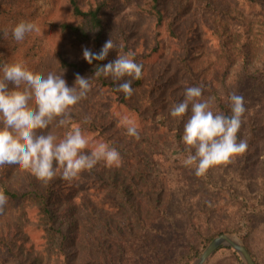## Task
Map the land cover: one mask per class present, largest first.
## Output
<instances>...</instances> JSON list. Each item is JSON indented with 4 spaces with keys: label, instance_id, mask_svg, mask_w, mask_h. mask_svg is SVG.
I'll use <instances>...</instances> for the list:
<instances>
[{
    "label": "rangeland",
    "instance_id": "obj_1",
    "mask_svg": "<svg viewBox=\"0 0 264 264\" xmlns=\"http://www.w3.org/2000/svg\"><path fill=\"white\" fill-rule=\"evenodd\" d=\"M40 1L42 7L46 8L45 1ZM189 1L191 8L187 16H192L191 20L201 19L208 26V33H205L203 28L200 27V22L192 21L195 24V28L190 31V36H193L189 43L192 52L188 54V57H185V64H189L196 70L193 78L186 74L183 75L180 69L175 68V60H170L172 52L169 48L170 42L167 39H164L165 44L162 53L161 51L151 53V50L155 47L157 29L153 27L150 20L139 12L138 4L141 3V0L110 1L111 5L104 11L101 37L94 45L91 42H78L74 38H60L57 33L45 27V41L40 44V48L36 51L30 50L26 54L22 52L20 56L15 58L14 62L24 61L30 70L44 76H47L49 72L57 75L63 73L62 78L66 80L69 87H72L75 84V78L78 73L70 75L64 70L56 68L55 63L59 54L69 62H76L82 68L79 73L80 76L92 78L88 72L95 68L97 60H93L89 64L83 58V51L87 48L92 53L98 54L106 41L111 38L117 48L116 50H111L104 59L105 65L114 61L117 55L135 54V56L145 59L144 63L151 68V74H155L158 77V82L155 81L149 86L164 89L160 95L164 94L165 104L166 106L169 105L166 112L167 121L172 117L170 115L172 106L182 102L184 99L186 88H184L185 85L182 80H187L189 87L203 86L204 98L212 97V90L220 93L225 91V88L230 95L235 90L244 92V100H247L245 101L246 112L242 118V136L238 141L240 139L245 140L248 144V149L244 154L234 157L231 163L212 167L215 180L220 181L217 185L218 189L210 186L205 187L194 175L189 174L188 166H184L179 159H175L178 154L183 152L177 149L170 135L154 136L145 134L140 136L139 142L150 145V149L146 151L147 148L139 145L132 152L134 154L136 152L140 158L139 163L131 169L123 165L119 170V174L112 172L108 174V176L120 179L117 185L120 198L114 200H117L123 216L130 215V218L137 226L138 221L136 219L139 215L150 216L156 212L155 207L159 206V198L162 199V202L170 198L176 202L188 204L182 210L179 209L178 213L180 214L179 216L185 218L182 223L185 226L187 240L199 247L201 243L198 234L206 236L212 231L235 226L233 200L230 198L229 192L244 195L248 198H256L257 195L255 196V194L263 181L264 116L261 117L259 115L261 110L250 102L253 101V98L248 94L249 79L247 74L256 68H261L264 63V18L242 14L237 0L234 3L232 0H213L220 6L217 7L221 12L225 11L228 14H233L237 11L241 13V17L248 20L250 25L245 32V30L241 31L239 29L238 26L241 24L238 23L235 27L222 14L216 18L210 16L209 8L205 5L204 0ZM175 3L176 1L167 3L166 7L169 12ZM256 10L258 11V9ZM259 14L264 16V0ZM63 17L64 15L61 14V18ZM211 17L213 22L210 21ZM39 18L40 14L36 21ZM223 19L226 21L223 22ZM187 25V21H183L180 29L184 28L185 30ZM210 36H214L217 41H212L209 38ZM213 44L218 45V48H214ZM149 53H151L150 56L145 57ZM172 72L175 75H172ZM2 75L3 73H0V76ZM125 79H131L133 84L134 79L129 77ZM105 82L113 84L101 86L93 79L94 87L88 94L87 99L80 101L72 110V123L82 128L89 141L96 135L98 136L96 132L89 133L84 129L87 128L84 125V114L79 113L77 110L86 106L92 112L97 111L99 113L102 125L107 127V130H104L98 124L102 132L112 134L120 139L122 144L124 142H127L128 145L136 143L134 139L126 140V136L119 131V128L126 129L125 124L131 122L133 118L129 109L133 110L142 101L141 96L146 98L147 94L142 93L141 95L139 92L134 91L133 95L127 98L118 90V84L123 81H114L109 77L105 79ZM133 90L135 89L133 88ZM214 109L215 105L213 104V111ZM190 115L191 111L189 108L188 113L183 117L184 122L187 121ZM77 118H80V122L77 121ZM156 119L163 120V117L157 116ZM173 119L174 121L171 124L179 122V118L177 120ZM57 123L58 121H54L48 129L44 130L45 134L52 132L58 138H63L68 129L57 127ZM107 124H109V127L112 126V129H109ZM89 147H92V144ZM187 154L185 153V155ZM29 174H31L30 171L23 170L17 165H5L0 168L2 184L6 185L10 191L18 194L26 191L25 180ZM67 183L70 185L69 181ZM62 186L64 185L57 187L62 192L61 197L53 199L55 200L53 207L58 208L59 211L53 216L52 224L55 228H58L60 225L65 227L70 223L78 222L80 227L76 234L78 238H83L85 230L88 233L90 230L99 228L92 224L93 220L87 211L93 208V200L84 198L81 201H77L76 198H70L72 193L77 195L78 191L69 190L67 192V189H61ZM21 214L22 210L20 208L17 209L14 204L7 203L3 213H0V236L11 239L17 244L23 241L25 245L21 247L20 253H16L17 261H31L38 246L42 244L40 237L43 233L41 230L26 228L27 225L34 226L36 223L32 220L23 222L26 218L22 220ZM103 214L107 217L105 212ZM190 221L191 226L188 225ZM41 224H45L48 227L50 223L45 219ZM255 230V234L260 236L261 242L256 236L248 243V247L254 254H260L262 258L260 262L264 264V224L255 228ZM224 234H230L241 242L235 233ZM56 243L53 237L47 245L54 249ZM204 248L200 250V253ZM196 258L190 264H193ZM42 261L43 263L47 262L45 259ZM240 262L243 264L241 259ZM240 262L232 254L231 250L222 247L214 252L206 264H239ZM0 264H11L10 256L1 250Z\"/></svg>",
    "mask_w": 264,
    "mask_h": 264
},
{
    "label": "trees",
    "instance_id": "obj_2",
    "mask_svg": "<svg viewBox=\"0 0 264 264\" xmlns=\"http://www.w3.org/2000/svg\"><path fill=\"white\" fill-rule=\"evenodd\" d=\"M44 1L46 8L42 7L40 0H0V73H2V66L5 63H13L15 58L20 56L22 52L26 54L30 50L36 51L40 48V44L45 41V27L57 33L60 38L68 37L77 39L78 42L96 44L103 30L104 11L111 5L110 1L115 2L116 0ZM173 1H176V3L173 4L172 10L169 12L166 5ZM204 1L209 8L210 16L216 18L222 14L235 27L238 23L241 24L238 26L241 31L245 30L246 32L250 27L249 21L243 19L241 13H245L250 17L264 18L263 15L259 14L263 0H237L241 13L236 11L233 14H228L225 11L221 12L218 9L220 6L213 0ZM232 2L234 3L236 0H232ZM189 3V0H141L138 5L142 16L150 20L153 27L157 29L155 47L151 50V53L159 51L162 53L165 44L164 39H167L170 42L169 48L172 52L170 60H175L177 66L175 68L180 69L183 75L186 74L193 78L196 70L189 64H185V57H188V54L192 52V48L189 47L191 37H193L190 36V31L195 28L192 21L200 22V27L203 28L205 33H208V26L201 19L191 20L192 16H187L191 8ZM39 14L40 18L36 21ZM61 14L64 15L63 18H61ZM225 19H223V22L226 21ZM22 20L35 23L39 31L27 33L25 38L18 42L13 38L12 28ZM183 21H187L188 24L185 30L184 28L180 29ZM210 21L213 22L212 17ZM5 29L8 30L7 36L4 35ZM209 38L212 41H217L214 36ZM213 47L218 48V45L213 44ZM151 53L145 57H149ZM130 55L137 63L143 65L142 78L139 80L134 79L132 88L141 95L142 93L147 94L146 98L141 96L142 101L139 105L135 106L133 110L129 109L130 115L133 116L131 122L137 126L140 136L145 134L154 136L170 135L177 149L184 154L187 153L186 145H184L181 138L185 123L183 117L179 118L177 123L173 122L171 124L174 121L173 117L167 121L166 112L169 105L166 106L165 104L164 94L160 95L164 89L149 86L157 81L158 77L151 74V68L144 63L145 59L137 57L135 54ZM55 65L56 68L64 70L70 75H76L82 71V68L76 62H69L61 54H59ZM104 65V60H97L95 68L90 70L88 74L101 86L112 85L113 83L105 82L106 78L104 76L94 77L97 67ZM172 75H175V73L172 72ZM247 78L249 79L248 94L253 98V101L250 102L261 110L259 115L262 117L264 116V63L261 68H256L247 74ZM182 83L185 85L184 88L189 87L187 80H182ZM233 93L241 96L244 94L239 90H235ZM229 96L230 94L226 91V88L225 91L220 93L212 90V97L215 98V112L231 115ZM77 111L84 114V125L87 127L84 129L89 133L96 132L98 134L90 140V144L94 146L96 142L102 141L111 147H115L121 154L122 164L119 167H109L101 161L90 172L81 173L79 179L71 181L70 185L67 183L68 181L61 179L59 176L44 183L33 174H29L25 180L26 191L19 194L10 191L0 180V190L8 197V202L14 204L17 209L22 210L20 216L22 220L26 218L23 222L32 220L36 223L34 226L27 225L26 228L41 230L43 233L40 237L42 244L38 246L31 261H17L16 253H20L21 247L25 245L23 241L17 244L11 239L0 236V250L10 256L11 264H190L209 240L224 233L237 234L251 255L253 262L261 264L260 254H254L248 247V243L256 236L261 242L260 236L255 234V228L264 224V175L263 181L255 194V196L257 195L256 198H248L244 195L229 192V196L233 200L235 226L212 231L206 236L198 234L201 244L196 247L191 241L187 240L185 226L182 223L185 218L179 216L178 213L179 209L182 210L188 204L176 202L170 198L162 202V199L159 198V206L155 207L156 212L150 216L139 215L136 219L138 226L130 218V215L123 216L117 200H114L120 198L117 187L120 179L108 176V174L109 172L119 174V170L123 165L129 167V169L135 167L140 158L136 152L135 154L132 152L139 145L147 148L146 151H148L150 145L141 144L136 138L127 135L126 129L119 128V131L126 136V140L134 139L136 141L131 145H128L127 142L122 144V141L112 134L102 132L98 124L104 130H107V127L102 125V119L97 111L92 112L86 106ZM157 116L163 117V120H157ZM86 118L87 122H85ZM77 119L80 122V118ZM107 125L109 129H112V126ZM126 126L127 124H125ZM242 132L243 124L237 134L238 139L242 136ZM90 149L91 147H89ZM188 167L189 174L194 175L205 187L217 188L220 181L215 180L212 168L204 175L197 176L195 166ZM59 185H64L61 189H67V192L69 190L78 191L77 195L72 193L70 198H76L77 201L84 198L93 200V208L87 211L93 220L92 224L98 226V229L90 230L88 233L85 230V236L78 238L76 234L80 227L78 222L70 223L65 227L63 225L58 228L53 226V216L59 211L58 208L53 207V202L55 203L53 199H58L62 195L61 190L57 188ZM103 212L106 213L107 217L104 214L102 215ZM45 219L50 223L48 227L41 224ZM188 225L191 226V221ZM53 237L57 243L55 248L51 249L47 244ZM226 248L231 250L240 262L237 253L229 247ZM43 259L47 262L43 263Z\"/></svg>",
    "mask_w": 264,
    "mask_h": 264
},
{
    "label": "clouds",
    "instance_id": "obj_3",
    "mask_svg": "<svg viewBox=\"0 0 264 264\" xmlns=\"http://www.w3.org/2000/svg\"><path fill=\"white\" fill-rule=\"evenodd\" d=\"M39 31L35 23L20 21L12 28L16 41H22L27 33ZM8 35V30H4ZM117 45L110 38L98 54L85 48L83 58L104 60ZM143 65L131 55H117L114 61L98 66L94 77L123 81L118 90L130 98L134 90L131 79L142 78ZM0 76V168L17 165L30 171L37 179L47 183L57 176L65 181L79 179L81 173L91 171L103 161L107 166L122 164L120 152L105 142H97L89 149L90 141L82 128L72 123L71 113L80 101L87 99L94 87L93 78L76 75L75 84L67 85L62 74L49 72L47 76L30 70L24 61L5 63ZM11 85V87H10ZM203 86L187 87L184 99L170 110L173 118L191 115L184 123L182 140L186 147L178 154L184 166H195L196 175H204L210 168L231 163L233 158L248 149L245 140L238 141V132L246 112L244 97L235 93L229 96L231 115L214 112V97L204 98ZM54 121L57 127L68 129L63 138L52 132L45 134ZM87 122V118L86 121ZM127 135L140 139L137 126L128 122ZM8 197L0 190V213H3Z\"/></svg>",
    "mask_w": 264,
    "mask_h": 264
},
{
    "label": "water",
    "instance_id": "obj_4",
    "mask_svg": "<svg viewBox=\"0 0 264 264\" xmlns=\"http://www.w3.org/2000/svg\"><path fill=\"white\" fill-rule=\"evenodd\" d=\"M222 247H229L235 251L243 264H255L244 245L236 237L230 234H221L212 238L193 264H206L214 252Z\"/></svg>",
    "mask_w": 264,
    "mask_h": 264
}]
</instances>
